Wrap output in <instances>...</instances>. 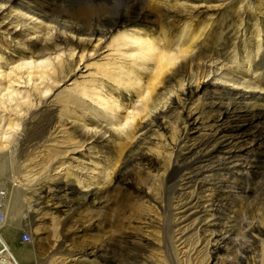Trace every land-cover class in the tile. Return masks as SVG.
<instances>
[{
  "label": "rangeland",
  "instance_id": "rangeland-1",
  "mask_svg": "<svg viewBox=\"0 0 264 264\" xmlns=\"http://www.w3.org/2000/svg\"><path fill=\"white\" fill-rule=\"evenodd\" d=\"M113 1L91 6L82 0L62 4L57 0L59 5L51 7L43 0H24L25 5L6 3L0 11V181L8 192L2 235L21 264H211L214 257L218 264H235L239 247L249 245L246 238L237 237L234 245L217 255L208 254L206 242L191 228L180 241L181 236L170 241L190 220L180 226L181 220L174 221V233L168 235L169 201L177 199L171 200L173 195L166 190L163 169L131 167L129 178L136 189L117 178L137 143V138L126 139V132L135 123L134 133L149 122L151 111L163 106L173 109L171 117L159 121L163 124L154 135L155 145L148 146L151 155L160 162L179 142L188 84L193 89L203 82L234 78L264 93V84L256 80L260 72L256 63L264 55V1L250 0L253 9L243 13L246 8H225L216 0H181L184 17L176 25L169 26L159 17L152 18V24L139 25L152 30L150 39L157 40V48L168 51L166 43L173 40L172 50H181L171 70L156 80L154 63L135 57L137 47L118 50V31L129 27H121L106 40L96 34L88 41L96 18L103 14L98 13L100 8L115 10L121 4ZM220 10L224 15L220 25L233 28L225 49H216L224 41L220 36L208 39L211 25L202 29L203 36L200 29L196 44L176 43L196 27L186 33L182 24L193 18L205 20L207 14ZM53 20L63 22L56 47ZM207 88L194 97L191 110L205 125L204 134L214 130L209 127L213 113L208 105L220 93L218 86ZM259 103L264 104V98ZM259 152L264 153V145ZM62 184H73L76 192L95 190L102 203L78 210L64 205L55 200ZM13 200L19 202V215L10 208ZM244 200L228 217L237 215V224L247 231L264 219V191ZM56 203L59 209H53ZM177 213L176 220L183 215ZM23 232L29 233L28 241L21 239Z\"/></svg>",
  "mask_w": 264,
  "mask_h": 264
},
{
  "label": "bare ground",
  "instance_id": "bare-ground-1",
  "mask_svg": "<svg viewBox=\"0 0 264 264\" xmlns=\"http://www.w3.org/2000/svg\"><path fill=\"white\" fill-rule=\"evenodd\" d=\"M43 1L51 7L59 5L57 0ZM59 1L62 4L66 0ZM67 1L74 2L78 0ZM82 1L85 4L93 5L97 1H107L109 3L113 0ZM178 1L181 0H120L121 4H118L117 7L115 6V10H105L103 7L100 8V5H97L100 8V12L98 13L103 14H99V17L96 18L97 24L88 41H92L96 34L102 35L101 39L106 40L121 27H129L125 31H118V39L116 40L119 42L118 50L120 51L121 47H137L138 55L135 57L154 63L156 71L153 74V79L156 80L158 77H164L175 65L178 57L182 55L181 50H172L175 45L173 40L171 42H167L168 40H166V48H168V51L157 48L159 47L157 40L150 39L152 30L141 29L139 25L152 24V18L154 17L164 19L163 22L165 21L169 26L176 25L178 19L184 17ZM203 1L209 2L208 0ZM216 1L220 2L221 6L225 8H233L237 5H239L238 8L240 10L246 8L242 10L243 13L246 10L250 11L253 9L250 0ZM6 3L9 5H25L24 0H6L5 3L0 4V11L7 7ZM112 3L115 2L113 1ZM163 6L169 9L164 8L166 12L162 11L163 9L161 10V8ZM199 7L202 8L203 6ZM213 11H216V9ZM206 12H209V9ZM221 12L220 10L219 13L207 14L205 20L198 21L193 18L188 25L182 24L184 27L182 29L183 31L186 29V33L187 30L189 32L192 26L196 25V27L195 29L192 28L193 30H190L192 32L187 33L183 38H179L180 40H177L176 43L180 42V46L182 41H184L183 45L187 43L189 45L190 43L196 44L199 41L198 35L199 33L201 34V30L207 29L208 26L206 25H211L213 29L208 32V39L209 37L213 39V37L217 36L216 38H218L220 36L219 38H222L224 41L223 43H216V49L219 51L225 49V45L228 44L229 38L233 35V33L231 34L233 28H231V24L227 25L225 23L220 25L221 20L223 22L222 17L224 16L221 15ZM42 16L47 17V13L42 12ZM209 22L211 24H208ZM26 23L27 21H24L23 25L28 26ZM53 23V29L56 35L54 36L55 41L52 46L56 47L55 42L62 38L61 30L63 29V22L53 20ZM203 32L202 30V36ZM94 40L98 41V43L100 42V39L97 40L95 38ZM195 41L197 42L193 43ZM183 52L185 54V51ZM203 55H205L203 56L204 58L207 57V54L204 53ZM256 68L257 71H260L256 72V80L258 83L264 84V55L259 58L256 63ZM37 74L48 75L49 73L46 70L44 72L38 71ZM219 80L208 84L207 82H203L200 88L193 89L188 84V98L184 99V104L181 107L182 111L186 113L183 123L184 127L182 128L183 133L179 142L170 149V153L163 157L160 162L151 155V148L148 146L150 144L155 145L152 142L154 141V135L159 132L161 124H163V122L159 124V121L160 119L164 120L165 118L171 117V111L173 109L167 108L164 110L163 106L161 109H158L159 111H151V114L149 113L150 115L148 116L152 119L134 133L136 128H138V124L135 123L133 130L126 132L127 138H125H137V143L135 149L127 156L128 164L123 167L121 177L120 179L117 178V180L122 181L126 187L136 189L131 178H129L131 167L140 164L146 168L163 169L164 173L162 174L164 176L163 181L165 182L166 190L170 195H173L171 200L177 199L174 203H170L169 201L170 205L167 213L168 235L174 233L176 227L174 228L171 225L174 221L178 222L181 220L178 224L180 226L190 220L187 223L188 226L179 227L176 232L180 233L175 237H171L170 241L181 236L177 239L180 241L185 236L184 232L186 228H191V230H195L196 233L200 234L199 236L206 242L208 254L217 255L218 253L226 251L230 244L234 245L235 239L240 236L248 239L249 245H241L239 247L240 254H237L235 264H264V219L260 221L259 225L251 228L249 226L247 231H243V228L239 226L240 222H237L235 219L237 215L234 219L228 217L231 214L230 212L234 211V205L241 207L245 198L253 196L262 190L264 191V153L259 152L264 145V104L259 103V100L264 98V93H261L262 90L257 91V88L251 87V85L237 83L234 78H225V81L221 82ZM207 86H218L220 93L214 99L212 98L208 105L209 112L213 113L209 127H214V130L211 133L204 134L203 130L205 125L201 122V118H196L191 113V110L196 102L193 100L194 97H197L204 89L207 90ZM214 100L217 101L214 102ZM135 121L136 119H133V122ZM127 175L128 178H126ZM189 189L193 191L190 195H187ZM137 190L142 192V189ZM59 193L55 199L56 201H63L65 202L64 205H69L71 208L76 207L75 209L77 210L83 206H99L102 203L99 200L101 199L98 194L99 192L92 189L76 192L73 184L61 186ZM175 203L176 205L174 206ZM56 205L57 203L53 204V209H59ZM10 208H12L13 214L17 213L16 215H19L21 208L19 207L18 201L13 200ZM246 208L250 213V207L248 206ZM239 209L241 210L242 208ZM174 212H178L177 215H183L176 220L173 217ZM229 224L233 225L227 228ZM171 250H173V245H171ZM213 263L218 264L215 257L211 264ZM228 264L234 263L229 262Z\"/></svg>",
  "mask_w": 264,
  "mask_h": 264
},
{
  "label": "built area",
  "instance_id": "built-area-1",
  "mask_svg": "<svg viewBox=\"0 0 264 264\" xmlns=\"http://www.w3.org/2000/svg\"><path fill=\"white\" fill-rule=\"evenodd\" d=\"M7 194L8 192L5 184L0 181V264H21L2 235V230L7 220ZM21 239L23 241H28L30 239L29 233L23 232L21 234Z\"/></svg>",
  "mask_w": 264,
  "mask_h": 264
}]
</instances>
